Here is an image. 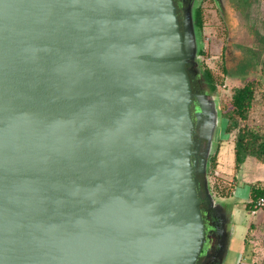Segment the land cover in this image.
<instances>
[{"label": "water", "instance_id": "1", "mask_svg": "<svg viewBox=\"0 0 264 264\" xmlns=\"http://www.w3.org/2000/svg\"><path fill=\"white\" fill-rule=\"evenodd\" d=\"M196 50L175 0H0V264L209 254L195 172L218 108L192 87Z\"/></svg>", "mask_w": 264, "mask_h": 264}, {"label": "rangeland", "instance_id": "2", "mask_svg": "<svg viewBox=\"0 0 264 264\" xmlns=\"http://www.w3.org/2000/svg\"><path fill=\"white\" fill-rule=\"evenodd\" d=\"M251 3L248 9H237L238 0H221L220 4L201 0V35L195 30L197 47L202 45L203 50L195 57V69L199 75L210 71L213 82L204 85L218 108L209 151L216 158L208 169L207 181L214 204L225 219L227 240L223 257L215 264H243L248 256L250 264H264V205L254 213L245 207L252 200L251 186L264 191V163L249 156L236 169L237 127L228 133L224 131L227 113L230 111L229 115L235 116L230 105L235 88L253 78L260 80V84L252 107L246 119L235 117V120L238 126L264 128V0H251ZM261 196L264 198V193Z\"/></svg>", "mask_w": 264, "mask_h": 264}, {"label": "trees", "instance_id": "3", "mask_svg": "<svg viewBox=\"0 0 264 264\" xmlns=\"http://www.w3.org/2000/svg\"><path fill=\"white\" fill-rule=\"evenodd\" d=\"M201 1V0H200ZM200 1L199 0H180L183 4H188L191 2L189 8L191 11V19L193 24L194 33L196 32L201 35L202 28H203V18H202V10L200 8ZM214 1V0H213ZM252 5L251 0H238V7L237 9L242 8H250ZM246 13H249L248 10ZM245 13V15H246ZM196 37V36H195ZM262 37V36H261ZM264 40V36L262 37ZM202 45L197 47L196 55L202 53ZM253 67V66H251ZM223 72L227 73L228 70L226 67L222 68ZM197 76H202V83H211L213 82L212 75L209 70H205L203 74L199 75L200 73H195ZM193 73H190L191 83L193 79L196 80V77ZM260 84V80L258 79H250L245 82L243 85L236 87L230 100L231 105V112L235 115H229L227 113L225 116L227 123L225 124L224 131L230 132L232 128L237 127V133L235 135L234 140V167L239 169L244 160L247 157H254L256 160L264 163V128L262 127H250L248 125L238 126L235 117L239 119H246L248 116V111L252 107L253 100L255 99L256 88ZM204 85V84H203ZM205 87V85H204ZM206 89V87H205ZM209 90L206 89L208 93ZM223 109V108H221ZM209 152L206 158V172L211 165V163L215 161L216 156L210 155ZM264 191L258 186H251L249 189V194L252 200L246 203V206L250 211L254 212L258 208L255 205V202L259 197H262Z\"/></svg>", "mask_w": 264, "mask_h": 264}, {"label": "flooded vegetation", "instance_id": "4", "mask_svg": "<svg viewBox=\"0 0 264 264\" xmlns=\"http://www.w3.org/2000/svg\"><path fill=\"white\" fill-rule=\"evenodd\" d=\"M193 1H195V0H193ZM175 2H176V5H177L178 17H179L180 20H182L183 14H184V10L188 6H190L191 2L186 4V5L181 3L180 0H175ZM214 2L216 4H220L221 0H214ZM195 73H196V69L194 67L193 68V74L195 75ZM195 76H197V74ZM203 84L204 83H202V80H201L200 76H197L196 80L193 79L192 87L197 92L207 93ZM205 144H206V141L204 139H201V142L198 143V145L195 146L197 148V153L194 156V158L198 160L197 162H200L202 157H203L202 152L205 150ZM195 178L197 180L198 190H199V194L201 196V206L203 208H205L208 205V203H209V198H208V195L206 194V188H205V185H204L205 179H207V172L203 174V173H200V172L196 171L195 172ZM213 211L217 215V218L215 219V223H216V226L218 228V231L214 235L213 247L210 250L209 254L205 257V255H204L205 247H204L202 252H201V254H200V258L197 261V264H215V261L217 260V258H214V256H215V254H217L219 252V244L223 240L222 236H221V234L219 232H221L224 224L226 225V223H225V219L222 217V215L219 214V210L216 207V205L213 208ZM212 258H214V259H212Z\"/></svg>", "mask_w": 264, "mask_h": 264}, {"label": "built area", "instance_id": "5", "mask_svg": "<svg viewBox=\"0 0 264 264\" xmlns=\"http://www.w3.org/2000/svg\"><path fill=\"white\" fill-rule=\"evenodd\" d=\"M256 207L259 208V207H262L264 205V198L261 197L259 198L257 201H256Z\"/></svg>", "mask_w": 264, "mask_h": 264}, {"label": "crops", "instance_id": "6", "mask_svg": "<svg viewBox=\"0 0 264 264\" xmlns=\"http://www.w3.org/2000/svg\"><path fill=\"white\" fill-rule=\"evenodd\" d=\"M227 133H228V132H227ZM232 148H233V145H232ZM232 156H233V153H232ZM213 201H214V198H213ZM255 211H256V210H255ZM255 211H254V212H255ZM254 212H253V213H254ZM244 242H245V241H244ZM243 260H244L243 264H250V256L244 258ZM238 264H240V263H238Z\"/></svg>", "mask_w": 264, "mask_h": 264}]
</instances>
